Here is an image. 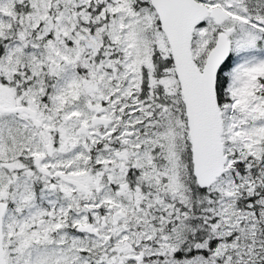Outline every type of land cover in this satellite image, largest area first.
<instances>
[{
    "label": "snow or ice",
    "instance_id": "snow-or-ice-1",
    "mask_svg": "<svg viewBox=\"0 0 264 264\" xmlns=\"http://www.w3.org/2000/svg\"><path fill=\"white\" fill-rule=\"evenodd\" d=\"M0 264H264V0H0Z\"/></svg>",
    "mask_w": 264,
    "mask_h": 264
}]
</instances>
